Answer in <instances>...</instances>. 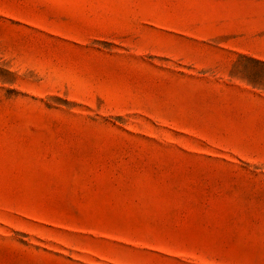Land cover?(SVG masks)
Here are the masks:
<instances>
[{
  "label": "rangeland",
  "instance_id": "rangeland-1",
  "mask_svg": "<svg viewBox=\"0 0 264 264\" xmlns=\"http://www.w3.org/2000/svg\"><path fill=\"white\" fill-rule=\"evenodd\" d=\"M0 264H264V0H0Z\"/></svg>",
  "mask_w": 264,
  "mask_h": 264
}]
</instances>
